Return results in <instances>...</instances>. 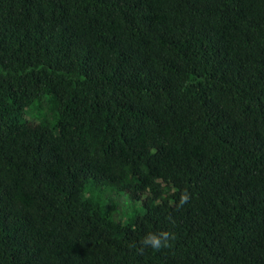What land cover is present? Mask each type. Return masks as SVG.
<instances>
[{
	"label": "trees",
	"instance_id": "16d2710c",
	"mask_svg": "<svg viewBox=\"0 0 264 264\" xmlns=\"http://www.w3.org/2000/svg\"><path fill=\"white\" fill-rule=\"evenodd\" d=\"M0 264H264V0H0Z\"/></svg>",
	"mask_w": 264,
	"mask_h": 264
},
{
	"label": "clouds",
	"instance_id": "9594fccd",
	"mask_svg": "<svg viewBox=\"0 0 264 264\" xmlns=\"http://www.w3.org/2000/svg\"><path fill=\"white\" fill-rule=\"evenodd\" d=\"M175 191V189H173ZM189 200V193L187 190L183 191L179 196L177 207L184 205ZM173 238V234L168 231L160 232H148L144 235L142 243L154 250H160L170 246V240Z\"/></svg>",
	"mask_w": 264,
	"mask_h": 264
},
{
	"label": "rangeland",
	"instance_id": "374dc122",
	"mask_svg": "<svg viewBox=\"0 0 264 264\" xmlns=\"http://www.w3.org/2000/svg\"><path fill=\"white\" fill-rule=\"evenodd\" d=\"M34 107V106H33ZM44 107H46L45 105H44ZM37 113H34V115H36ZM31 112L30 111H28L27 112V114L25 115V118H28L29 120H32V121H35L32 117H31ZM33 116V115H32Z\"/></svg>",
	"mask_w": 264,
	"mask_h": 264
}]
</instances>
